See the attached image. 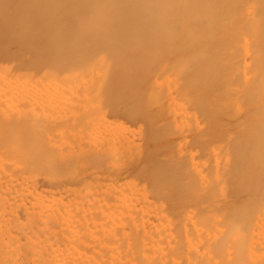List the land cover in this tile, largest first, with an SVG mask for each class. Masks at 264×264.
Masks as SVG:
<instances>
[{"label":"bare ground","instance_id":"obj_1","mask_svg":"<svg viewBox=\"0 0 264 264\" xmlns=\"http://www.w3.org/2000/svg\"><path fill=\"white\" fill-rule=\"evenodd\" d=\"M206 41L207 43L203 46L201 42ZM0 70H4L9 76L28 75L30 76L28 78L33 76L43 77V79L53 77L57 81L53 87H48L47 93L44 92L45 95L41 93V96L43 95L41 100L37 98L39 100L34 103L32 99L34 107H31V102V104L27 102L26 105L23 102L24 107L29 104L28 106L32 109L38 107V110H41V106L46 104L44 101V104H41L42 100H45L43 98L50 102L67 96L64 98L66 100L68 95L71 98V94L72 99L74 94L81 95V98L73 99L75 102L72 103V106L63 100L64 103L61 104L64 106L66 104V107L68 105L69 112L64 109L61 110L65 108L63 105L56 107L58 103L54 102L57 109L52 107L53 111L46 104L48 111L43 112L45 119L40 116V118H36L37 120L35 119L36 121L29 118L31 124L35 121V124L39 122L40 125V122L44 121V124L40 125L44 127L43 129L42 127L37 129L40 126L35 124V126L32 124V127L31 124L29 126L25 124L27 121L22 120L25 119L23 117L25 108H17L16 119L13 118L14 113H12V119H7L5 123L2 122L4 118L0 115V150L6 154H13L21 160L22 164L20 165L25 167H21L19 176L26 175L30 170L36 171L35 168L43 172V170H49L55 166L57 171L53 169V175L51 169L50 173L52 172L51 174L58 181L65 179L68 175L73 176L77 172H86L88 169L90 170L91 166L92 169L93 167L97 170L105 169L104 162L111 160H106L110 156L108 153L110 145L108 140H104L103 143H100L101 146H99L97 153L93 155V152L88 153L87 155L90 154V157L82 161L77 157L81 161L80 164L78 163L77 168L74 166L75 169L72 166L73 170H70V166L66 165L70 162L69 157L63 161V164L61 161L55 163L49 160L55 158L56 150L54 152L55 148L46 145L47 140L40 136V134H44L42 132L50 131L46 129H50L60 122L66 124L64 125L66 127L68 124L75 125L77 123L78 125L83 121V116L87 112L85 105L92 100L101 103L110 117H124L134 122L142 120L146 124H151L155 120L157 121V118L166 115L163 114L165 109L163 101L167 100L163 92L165 88L158 90L153 84L157 82L158 78L173 74L179 79L176 94L185 99L186 106L192 112L190 114L194 115L196 123L178 129L176 124H173L169 119L166 123L163 122V118L162 123L167 125L168 122V141L173 136H177L178 139L176 140L182 139L186 147L194 148L193 151L195 150L197 159L209 161L207 162L209 165L207 164L205 169L208 181L211 180L209 178L214 179L213 176L218 171V163L216 162L218 159L215 160L214 157L216 146L218 148L221 145L224 146L227 154L233 159L229 167L224 168L223 174H221L230 179L232 191L228 193L229 199L209 205L198 212L199 221L202 219L201 223L204 222L206 228L208 225L212 227V223L219 217H222L219 220H223V228L221 226L222 230L218 233H214V229H211L214 234L211 235L212 233L209 231L211 234L207 235L206 238L203 236V238L201 235L205 234L203 232L205 228L202 226L204 228L201 227L203 233L198 236L201 238L195 237L198 242L194 238L197 242L195 243L192 238L193 241L192 239L189 240L194 243H191L189 248L187 246L189 243L184 244L188 248L186 252L187 264L203 263L205 257L203 259L201 255L197 254L199 248L203 246L204 248H206L205 246L210 247L209 262L212 261L210 264H264V231L256 232L257 228L264 230V228L259 227L261 225L259 220L264 217V175H262L264 170H260L264 166V0H0ZM153 78L154 81L152 82ZM75 84L78 86L76 87ZM31 86L33 87V85ZM77 89L78 93L76 92ZM3 96L2 94L1 97ZM0 105L3 106V104ZM20 105L22 103L18 107ZM90 109L86 114L88 116L91 112ZM93 110L96 112V109ZM91 116L93 117V114ZM183 117L180 116V120L183 119L182 123L186 119ZM189 119L193 121L191 118ZM177 120L179 119L177 118ZM187 121L189 122L188 119ZM191 121L190 124H192ZM84 123L86 122L84 121ZM73 125H71L72 128ZM111 125H108L109 128ZM243 125H246V130L241 128ZM62 126H55V128L59 129L60 127L61 129ZM70 127L66 130H72ZM160 129H162L161 126ZM7 131V136L11 135V139L9 143L3 144V137ZM58 131L60 132V130ZM66 134L68 135V133ZM66 134L63 135L66 136ZM164 134L163 136H165ZM97 137L98 135L94 138L97 139ZM31 138L35 142L31 141ZM37 138H40V145L39 143L36 144ZM66 138L67 136L64 139ZM154 138L153 140H155ZM166 140H162V144L166 143ZM175 141L170 140L169 142L175 145ZM30 143L33 147L30 146ZM172 143H170L169 148L173 146ZM181 143L179 141V144ZM155 146L156 152L159 146L156 144ZM160 146L159 148H164V145ZM222 147L219 149L222 150ZM71 148L68 147L67 149ZM148 148L152 149L150 145ZM178 149L181 150V148ZM150 150L147 154L144 151L146 156L129 157L126 162L123 159L124 168L121 167V171L118 174L115 173L116 177L111 178V181H118L121 172H128L127 174H129L135 170L134 172H137L135 173L136 177H144L153 188L154 196L167 203L168 211L176 219L183 216L186 207H197L198 203L208 201L210 197H213V191L216 195L217 188L212 190L215 185H211L215 180L206 182V178L201 176L203 173H195L188 168V165H184V158V163L177 165L178 160L176 161L177 164H174L175 161L173 163L168 161L166 152L162 153L159 149V153L167 156V158L161 159L155 157L157 152L154 153ZM174 150L176 149L174 148ZM170 151L172 150H169L168 154ZM128 152L122 153L126 155ZM152 153L155 155H151ZM222 153L223 150L218 153L220 156L217 155L221 159ZM48 155L50 158L47 157ZM67 155H71V152H67L65 156ZM183 156L186 157L185 154ZM17 157L16 159H18ZM45 157L48 159L46 160ZM174 157H177V154ZM187 158L189 159V157ZM183 160L180 159L179 163ZM187 161L189 162V160ZM206 161H203L202 164L204 165ZM143 162L147 165L141 166L139 170L138 166ZM199 165L198 168H201V161H199ZM173 166L176 167V171L171 172ZM39 174H41L40 171ZM221 175L219 176L221 177ZM74 182L77 183L75 180ZM112 197L111 199L106 198L107 201L110 199L109 202L106 199L103 200L106 202H103L105 210L106 208L111 209L114 204L115 198L112 199ZM136 212L134 213L136 214ZM180 221L182 224L184 223L182 220ZM180 221L178 220V222ZM188 221L190 222V220ZM172 223L176 224L177 221ZM107 224L109 225V223ZM110 225L112 228L113 224L110 223ZM96 227L99 226L96 225ZM215 227H217L216 231L220 228L216 224ZM120 228L114 229L119 233ZM177 228L179 231V227ZM102 231L105 230L102 229ZM119 231L121 232V229ZM69 232L67 233L68 236H64L67 241L72 238V231ZM192 233V236H196V233ZM73 235L75 234L73 233ZM119 235L121 234L119 233ZM137 245L138 243L135 247ZM177 246L176 252H178ZM138 249L140 250V247ZM180 250L182 249L180 248ZM203 251L204 249H202ZM181 252L183 253V251ZM192 254L193 256L196 255L192 257ZM182 257L183 255L180 256V258ZM78 261L70 260L67 261V264H80Z\"/></svg>","mask_w":264,"mask_h":264},{"label":"rangeland","instance_id":"obj_2","mask_svg":"<svg viewBox=\"0 0 264 264\" xmlns=\"http://www.w3.org/2000/svg\"><path fill=\"white\" fill-rule=\"evenodd\" d=\"M206 43H207V41L203 42V43L201 42V44L203 46ZM3 71L4 70H0V79H2V80H0L1 81L0 95L1 96H2V94L4 95L3 97L0 96V104H3V106L0 105V107H1L0 108V115L2 116V118H4L2 121L3 123H5L7 119L8 120L12 119V113H14L13 118L16 119L17 108H25L26 109L24 111L25 114L23 115V117L25 119H22V120H26L28 122V124H27V122L26 123L24 122V123L29 126L31 124V123H29V122H31V120H29V118L35 120L37 117L40 116L41 118L45 119L44 113L48 111L47 106H50L51 110L53 111L54 109H57L56 107H58L59 105L62 106L63 104H61V103H64L63 100H65L64 98L67 97V96H65L64 98H60V100L62 99L61 101L59 100V98L52 100V101H50V102H52L51 104H50V102H48V99L43 98L45 100H42L41 104L44 101L48 105L46 106V104L43 103L44 105L41 106V110L40 109L38 110V107H36L35 109L34 108L32 109L31 107L35 106L34 103L37 102L36 100L42 99L43 95L41 96V93H43L45 95L44 92L49 90L48 87L49 86H50V88L53 87L54 84L57 83V81L53 77L52 78L46 77L43 79V77H33V76H32L33 78L32 77L28 78V77H30L28 75H25L26 77L24 75L9 76L7 74V72H5V71L3 72ZM41 79H43V80H41ZM33 80L36 82H34ZM84 81H85V79H84ZM153 81H154V78H153L152 82ZM37 82L39 84H36ZM178 83H179V79L177 77H175L173 74H171V75L167 74L161 78H158L157 82L153 84V85H156L155 88L158 90L159 89L163 90L165 88L163 92H164L165 98H167V100L165 99L163 101V105H165V107L162 105V107L165 108V109L163 108L164 109L163 114H166V115H163L161 117L157 116V117H159V118H157L158 120L157 121L155 120L156 122L154 121L151 124H146L142 120L134 122V121L128 120L124 117H115V118L110 117L108 115V112L105 111V109L101 103L92 100V102H89L85 105L86 106L85 111H87L85 113L88 114V109H90V108L96 109V112H95V110L90 109L91 110L90 113L93 114V117L91 116L90 113H89V116L85 114L86 117L83 116V121L78 123L79 126L76 123L75 125L68 124L66 127V126H64L66 124H64L63 122L62 123L60 122L56 125H53L50 129H46V130H50V131L42 132V133H44L43 135L40 134V136H43L44 140L45 139L47 140L46 145L50 148H55L54 152L56 150V153H54L52 151L57 156V157L55 156L56 159L55 158L51 159L50 156L48 155L47 157L50 158L49 160L50 161L52 160L55 163L58 161H61L63 164V161H65L66 159H68L67 157H69L68 160L70 162L69 161H67V162H69L70 164L66 163V165L70 166L69 167L70 170L71 169L73 170V168L75 169L74 166H76V168H77L83 159L90 157L91 152H93L92 155L97 153L99 146H101L100 143H103L104 140H108V144L110 145V147L108 149V153H110V156L107 155L109 158H107L106 160L107 161H108V159H111V160H109L108 162H106V161L104 162V167L106 170L105 169L101 170V168L97 170L94 167L92 169L91 168L92 166H91L90 170L88 169V171H86V172L81 171L80 173L77 172L73 176L68 175L65 179L63 178V180H61V181H58L57 178H55V176H53L54 170L57 171V168H55V166L53 168H51L53 171V175L51 174L52 172L50 173V170H51L50 168H49V170H45V171L43 170V172H42V170L35 168V169L39 170L41 174L38 175L39 171H37V170L36 171L34 170L33 171L34 173L30 170L26 175L19 176V170L21 169V167H25L24 165H20V164H22L21 160L17 156H15L13 154L10 155L9 153H7L8 154V157H7V154L4 152H1V150H0V264H65V263L67 264V261H70V260H74V261L79 260L80 264H96V263L97 264H126V263L127 264H170V263L171 264H182L184 261L185 262L183 264H187V261H186V254L187 253L186 252L189 248V245L192 243V241L195 237H198V236H200V233L205 232V234L203 233V235H201V236L202 237L204 236L206 238L207 235L209 236V234L212 233L213 229H214L213 230L214 233H218L220 230H222L221 226L223 228L224 223H223V220H219L222 217L221 218L219 217V219L215 220L214 221L215 223L213 222L212 223L213 225L211 224L212 227L210 225H208V227H211V228H208V227L206 228V225L204 224V222L202 221L203 223H201L202 219H200V221H199V216H198L199 210H201L203 208H207L209 205H214V204L220 203L226 199H229L228 193H230L232 191L230 179L228 177H223L224 175L222 176L221 174H223L224 168L229 167V165L232 163L233 159L231 156H229V154H227L224 146L222 147V145L220 146V144H219V146L223 148L222 149L223 153L221 154V156H223V157H222V159H221V157H219L220 155L218 153L219 152L221 153L222 150L219 149L220 147L218 148L216 146V148H215L216 151L214 150L215 151L214 157H215V160L218 159L216 161L218 163V171L215 174V176H213L214 179L209 178V179H211L209 181L215 180V181H213V184H211V185L212 186L215 185L214 186L215 188H212V190H216V188H217L216 195L213 191V197H210V199L208 201L198 203L197 207H193V206L190 208L186 207L185 211L188 210L187 212L184 211L186 216H184L185 214L183 213V216L181 218L176 219V218H174V216L172 214H170V212L168 211L167 203L154 196L153 188L144 179L143 176L137 175L138 177H136L135 173H137V172H134L135 170L133 172L131 171L130 172L131 174L130 173L127 174L128 172H121L120 173L121 179L119 178L120 180L118 179V181H115V182H113V180L111 181V178H114L115 173L118 174V172L121 171L120 168L121 167L124 168L123 166L125 165V162H126V160H128L129 157H135L136 158L139 155H142V157L144 155L146 156V154L149 152L148 150H150L148 148L150 145V148L153 149V150L151 149L150 151L151 152L153 151L154 153L157 152L155 157H159L161 159H164V158H167V156H168V158H167L168 161L172 162V163H173V161H175L174 164L178 163L177 165L183 164L184 160H185L184 165H188V168H190L195 173H198V174L203 173V175H201V176L206 178V182H209L207 179L208 177L206 176L207 173L205 171L206 166L209 165V163H207L209 161L202 160V159L199 160V158L197 159L196 152H195V150L193 151L194 148L191 149L190 147H186L184 144V141L182 139L176 140V139H178L177 136H173L172 138L169 139V141L172 140V142L176 140L174 142L175 145L172 142L168 141V136H167L168 135V122H167V125L165 124L166 121H168V119L171 120L173 122V124H176V127L178 129H179V127L182 128V127H186V126H191V125H195V123H196L194 115L190 114L192 112H190L186 106V102L184 101L185 99L183 97H179L176 94L177 90H178V86H179ZM31 85H33V87ZM75 85H76V87L78 86V84H75ZM6 86L8 89L6 88ZM41 87H42V89H41ZM22 92H23V94H22ZM76 92L78 93V89ZM26 93H28V94L26 95ZM30 95L33 97H31ZM67 95H68V93H67ZM71 95H70L71 98H69V95H68L69 102H68V99H66L65 101H66V104L68 103V105L71 104V106H72V103L75 102L74 100H77L76 99L77 97L81 98L80 97L81 95H79V94L75 95L74 94L73 95V97L75 98V99L73 98L74 100L72 99ZM26 96H28V97H26ZM17 97H18V99H17ZM37 98H39V99H37ZM92 98H94V97H92ZM28 99H29V101H28ZM32 99H33L34 103L32 102ZM173 101H175V102H173ZM178 101H180V102L182 101V102L181 103L179 102L177 104L176 102H178ZM183 101L185 104L183 103ZM23 102L25 103V105L27 104V102H29V103L31 102L32 104L31 103L30 104L32 106L30 107V106H28L29 105L28 104L26 107H24L25 105L23 104ZM54 102L58 103L56 107H55L56 103H54ZM21 103H22V105H20V107H18L19 104H21ZM66 104H65V106L63 105L65 108H62L61 110L64 109L65 111L69 112L70 111L69 106L67 105V107H68V109H67ZM50 107H49V110H50ZM52 107H55V108L53 109ZM168 107H169V110H168ZM59 108H58V110H59ZM58 110H56V111H58ZM82 110H84V109H82ZM33 111H35V112H33ZM93 111H94V113H92ZM168 111H169V113H168ZM2 112L4 115L2 114ZM176 112H178V113H176ZM175 113H176V116L178 115V117H176L174 115ZM180 116H181V118H182V116H184L183 118H186V119H184L185 121L183 123H182L183 119L181 121ZM26 118H28V119H26ZM163 118H164V120H163ZM177 118L179 120H177ZM189 118H191L193 121H191ZM108 119H110V120H108ZM112 119H113V121H112ZM187 119L189 120V122L187 121ZM162 120H163V122L165 121V123H162ZM35 121L32 122L33 125L35 124ZM84 121L86 123H84ZM190 121L192 124H190ZM37 123L35 125L40 126V125L44 124V121L40 122V125H39V122H37ZM67 123H69V122H67ZM32 124L30 125L31 127H32ZM80 124H82V125L86 124V125L82 126ZM59 125H63L62 126L63 129L65 127L67 129L71 125H73V128L71 126L70 128H72V130L70 129V131L69 130L67 131L66 129L61 130L62 128L60 129V127H59V129L55 128V126L58 127ZM104 125H106V126H104ZM108 125L109 126L111 125V127H110L111 129L109 128ZM116 126H117V128H116ZM160 126L162 129H160ZM1 127H3V126L1 125ZM41 127L42 126L37 127V129L41 128ZM81 127H83V128H81ZM122 127H124V128H122ZM43 128L44 127H42V129ZM53 128H55V129H53ZM88 128H89V130H88ZM107 128H109V129H107ZM241 128H245L244 130H246V125H243ZM46 130H44V131H46ZM54 130H57V131H54ZM58 130H60V132L62 131L63 133H60ZM106 130H108V131H106ZM64 131H66V132H64ZM92 131H94V132H92ZM113 131L114 132L116 131L117 133L116 132L114 133ZM52 132H54V134H52ZM159 132L161 133V135ZM66 133H68V135ZM92 133H94V134L96 133V135H94ZM164 133H167V134L165 135ZM58 134H59V136H58ZM63 134H66V136H67L66 139H64L66 136H64ZM101 134H103L102 137H101ZM163 134L165 136H163ZM7 135H8V131L5 132V135L3 137L4 138V140H3L4 142H2L3 144L5 142L9 143V140L11 139L10 138L11 135L10 136H7ZM97 135H98V137H97V139H95ZM53 136H55V137H53ZM62 136H63V138H62ZM103 136L104 137L106 136L107 138H104ZM89 137H90V139H89ZM153 137H155L154 138L155 140H153ZM160 137H161V139H159ZM40 138H37L38 140H36V144L39 143V145H40V142H39ZM57 138H58V140H57ZM68 138H70V139H68ZM32 140L33 139L31 138V141ZM55 140H57V141L55 142ZM100 140H102V141H100ZM162 140H164V141L166 140V143L162 144ZM33 141L35 142V140H33ZM150 141H151V144H150ZM179 141H180V143L181 142L182 143L179 144ZM160 142H161V144H160ZM170 143L173 144V146H171L173 148H171V147L169 148V146L171 145ZM33 144H35V143H33ZM115 144H117V145H115ZM155 144L159 147H161L160 145H164L163 146L164 148L157 147L158 149H156V152H155V150H154V148L156 147ZM166 144H167L168 148L165 147ZM31 145L32 144L30 143V146ZM261 145L263 146L262 143H261ZM37 146L38 145H36V147ZM123 146H124V148H122ZM32 147H33V145H32ZM34 147H35V145H34ZM66 147L67 148L72 147V148L68 150ZM182 147H184L185 149H183ZM62 148L64 151L62 150ZM174 148L176 150H174ZM178 148H181V150ZM159 149H160V151H162V153L166 152L167 156H166V154L159 153L160 152ZM128 150H130V151L128 152ZM146 150H147V152H146ZM169 150H172V151H170V154H168ZM49 151H51V149H49ZM49 151H48V154L50 153ZM144 151L146 154L144 153ZM67 152H71V155L65 156V154ZM122 152L123 153L128 152V154L126 153V155L125 154L123 155ZM88 153H90L89 156L87 155ZM116 153H118V154H116ZM154 153H152L151 155H155ZM176 154H177V157H174V156H176ZM184 154L186 155V157H189V159L188 158L186 159V157L183 156ZM82 155H84V156L81 159ZM112 155L114 158L112 157ZM172 155H173V157H172ZM217 155H219V156H217ZM16 157L19 160L16 159ZM53 157H54V155H53ZM77 157H79V159L81 161ZM152 157H154V156H152ZM116 158H119V159H116ZM183 158H184V160H183ZM45 159H46V157H45ZM123 159L125 162L122 161ZM180 159L183 160V161H181V163H179ZM141 160H143V158H141ZM187 160H189V162ZM198 160L201 161V168H198V167H200ZM176 161H177V163H176ZM203 161H206L204 165L202 164V163H204ZM147 162L148 161H146V163ZM147 164H145V162H143L142 164H139V166H138L139 170L141 169L140 168L141 166L143 167V165H147ZM64 165H65V163H64ZM177 165H175V166H177ZM72 166H73V168H72ZM175 166L172 167L171 172L176 171ZM196 167L198 169H195ZM184 168H182V170H184ZM94 169H96V170H94ZM260 170L263 171L264 166ZM203 171H205V172H203ZM14 172H15V174H13ZM169 172H170V170H169ZM67 173H69V172H67ZM132 173L134 174V177H132L133 176ZM219 175H221V177ZM262 175H264V174H262ZM75 177H77V178H75ZM80 178H82V179L78 180ZM74 180L77 182L76 184H75ZM218 180H219V183H218ZM97 181H98V183H97ZM111 182H113V183H111ZM90 183H91V186H90ZM95 184H97V185H95ZM93 197H94V199H93ZM111 197H112V199L115 198L114 201L112 200L114 203L113 204L114 206L112 205L111 209L106 208V210H105V208L103 206L104 205L103 202H105V201H103V200L106 198L111 199ZM110 199L108 201L106 199V201L109 202ZM99 202H101V203H99ZM116 205L119 209L116 207ZM113 207L117 208V210L116 209L114 210ZM120 208H121V210H120ZM138 210H139L140 214H139ZM136 211L138 212V215H137ZM107 212H111V213H107ZM134 212H136V214ZM189 212H190V214H189ZM79 215H81V216H79ZM96 215H97V217L99 215L100 216L97 218ZM184 217H185V220H184ZM168 218H169V220H168ZM263 218L261 217V220H259V222L261 221L260 224L262 226L261 225L259 226L261 228H264V226H263L264 219ZM106 220H107V223H109V225L107 223H105ZM117 220H118V222H117ZM172 220H174V221H172ZM175 220L177 221V223L176 224L172 223V222H176ZM178 220L179 221L182 220V222H184V223L182 224L181 221L178 222ZM188 220H190V222ZM110 223L113 224L112 228H111ZM215 224H216V226L220 227L217 229V231H216L217 227H215ZM96 225L99 226L98 228L96 227L97 229L95 228ZM176 225H177V227H179V231H178V228L175 227ZM106 226H109V227H106ZM202 226H204V228L208 229V230L206 231ZM201 227L204 229V231ZM114 228L115 229L120 228L121 232L119 231L120 229L118 230V232L121 235H119V233H117ZM102 229H104L105 231H102ZM67 231L68 232L72 231L71 232L72 238H69L68 241L66 239H64L65 235L68 236ZM258 231L262 232L264 230L257 228L256 232H258ZM178 232H180V233L178 234ZM192 232L196 233L195 234L196 236H192L193 235ZM206 232L207 233L209 232V233L207 234ZM73 233L75 235H73ZM214 233H212L211 235H213ZM259 234L262 235V233H259ZM263 236H264V232H263ZM157 237H159V238H157ZM181 238H182V240H181ZM200 238L201 237H198V239H200ZM189 239H192V241H190ZM195 239H197V238H195ZM195 239H194V242H195ZM198 239L196 240L197 242H198ZM156 240H158V241H156ZM197 242H195V243H197ZM137 243H138V245H137V247H135ZM140 243L141 244L143 243L142 246ZM184 244L185 245L188 244L187 245L188 248ZM176 246H177L178 252H176V250H175ZM139 247H140V250L138 249ZM145 247H147V248H145ZM205 247L206 248H204V246L200 247L197 254L201 255L202 256L201 258H203V259L205 257L206 260L204 259L202 264H206V263L210 264L212 262V261L209 262L211 250H210V247H208V246H205ZM180 248L182 250H180ZM183 248H184V250H183ZM185 248H187V249H185ZM202 249H204L203 252H202ZM209 250H210V252H209ZM181 251H183V253ZM138 252H139V254H137ZM206 252L209 254H207ZM178 253H179V255H178ZM172 254H173V256H172ZM182 255H183V257H182L183 259L180 258V256H182ZM195 255L196 254H194V256ZM194 256L192 254V257H194ZM178 259H179V261H178Z\"/></svg>","mask_w":264,"mask_h":264}]
</instances>
